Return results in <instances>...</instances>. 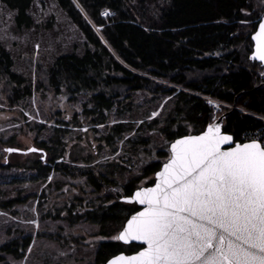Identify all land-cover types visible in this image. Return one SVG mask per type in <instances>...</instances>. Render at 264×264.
<instances>
[{
	"label": "trees",
	"instance_id": "trees-1",
	"mask_svg": "<svg viewBox=\"0 0 264 264\" xmlns=\"http://www.w3.org/2000/svg\"><path fill=\"white\" fill-rule=\"evenodd\" d=\"M53 1L81 33L83 54H62L48 65L29 60L26 71L18 72L0 39V88L9 109L34 94L67 103L83 100L84 124L91 129L102 127L105 132L99 149L109 152L108 162H96L92 155L64 160L65 144L59 137L46 147L52 155L50 160L34 162L45 178L56 172L75 182L70 185L52 179L37 196L40 202L36 211L51 197L57 202L67 194L71 196L59 203L62 208L58 212L53 210L43 218L58 219L59 211H65L69 224L84 219L94 228L90 264H105L117 254L142 249L114 239L128 217L139 210L122 199L154 184L155 173L169 156L170 143L200 134L219 118L222 132L231 135L234 143L252 139L264 143V68L250 59L251 36L264 17V0ZM34 3L0 0L1 7L13 12L14 25L21 31L35 25L30 13ZM105 10L110 15H102ZM135 93L156 102L153 109L166 101L151 120L142 113L137 117L140 124H113L116 110L120 116L131 110L130 101L121 105L120 99ZM208 100L225 106L215 113ZM77 118L74 115L70 124H80ZM27 127V135L32 134L37 146L45 147L44 142L37 141L44 125ZM9 142L13 144L0 139V171L24 170L19 162L8 163L5 149L11 148ZM118 147L125 154L116 158ZM53 151L61 153L56 156ZM59 159L63 161L56 162ZM28 170L32 171L31 166ZM127 170H139L140 174ZM24 200L18 194L0 202V209L15 214L12 208ZM15 236L0 245V261L24 259L31 236L20 230Z\"/></svg>",
	"mask_w": 264,
	"mask_h": 264
},
{
	"label": "snow or ice",
	"instance_id": "snow-or-ice-1",
	"mask_svg": "<svg viewBox=\"0 0 264 264\" xmlns=\"http://www.w3.org/2000/svg\"><path fill=\"white\" fill-rule=\"evenodd\" d=\"M251 39L264 63V19ZM233 143L215 121L172 142L154 185L124 198L143 207L114 239L144 247L107 264H264V143Z\"/></svg>",
	"mask_w": 264,
	"mask_h": 264
},
{
	"label": "rangeland",
	"instance_id": "rangeland-1",
	"mask_svg": "<svg viewBox=\"0 0 264 264\" xmlns=\"http://www.w3.org/2000/svg\"><path fill=\"white\" fill-rule=\"evenodd\" d=\"M1 6L0 39L11 53L16 71H26V66L30 64L29 60L48 65L55 57L62 54H83L85 42L81 33L69 21L55 1L35 0L30 11L35 25L32 29L23 31L16 29L13 12ZM129 101L132 104L131 110L125 111L121 116L120 112L116 110L112 117L113 124L118 122L127 124L130 121L132 124H140L142 121L137 117L142 113H147L148 120H151L159 114L166 99L159 104L157 109H153L156 102L144 94L135 93L128 99H120L121 105H125ZM83 103L85 101L80 99L74 103H67L65 100L57 101L50 96L34 94L15 109H9L0 88V139L13 142V144L9 142L8 147L15 151L5 152L8 163L19 162L24 168L21 171H0V202L14 198L18 194L25 199L21 205L12 208V212L15 214L0 209V245L12 241L16 237L17 230L23 231L25 236H31V243L24 259L18 262L11 258H5V263L90 264L92 261L94 249L90 241L94 228L89 223L81 219L76 224H69L65 211H59L60 218L58 219L43 218V215L49 214L53 210L58 212L62 208L59 203L62 201L65 203L66 198L69 199L71 196L67 194L57 202L51 197L41 210L36 211L35 209L40 202L37 196L52 179L65 180L70 185L75 184L72 179L65 178L56 172L48 174L45 178L41 176L38 168H35V161L47 162L50 160L52 155L46 150V147L52 146L51 139L59 137L62 144H65L64 160L68 156L82 160L88 155H92L96 162H108L110 159L106 149L103 147V150L99 149L102 146L100 139L105 133L102 127L91 129L92 127L84 124L81 116ZM153 113L156 115L153 116ZM74 115H77L80 124H70ZM34 124L44 125L43 129L38 132L37 141L44 142L45 147L40 148L37 146L34 136L27 135V125L33 127ZM30 148L38 150L29 151ZM58 153L61 152H55L56 156ZM124 154L121 147H118L114 157L117 158ZM63 159L56 162H61ZM125 165L128 166V164ZM30 166L32 171L28 170ZM105 168L106 166H101V170ZM130 174L139 175L140 171L133 170L130 171ZM117 181L119 180L117 179ZM33 220L36 221L35 224L30 223ZM6 228L9 229L8 232H6ZM42 236H46V239H42ZM4 261H0V264H4Z\"/></svg>",
	"mask_w": 264,
	"mask_h": 264
},
{
	"label": "water",
	"instance_id": "water-1",
	"mask_svg": "<svg viewBox=\"0 0 264 264\" xmlns=\"http://www.w3.org/2000/svg\"><path fill=\"white\" fill-rule=\"evenodd\" d=\"M262 19H264V17H263ZM259 21H260V20H259ZM259 21L257 22L256 30L258 29ZM256 30H255V31H256ZM254 33H255V32H254ZM254 33H253V34H254ZM251 37H252V36H251ZM251 42H252V45H253V47H252V52H253L254 49H255V42L252 41V39H251ZM251 55H252V54H251ZM252 61H254V62L260 64V65L264 68V63H262V62H260V61H258V60H253V59H252ZM221 121H222V118H219V119H218L217 121H215V122H216V123H219L220 126H221ZM206 129H207V127L205 128V130H206ZM205 130H204V131H205ZM201 133H202V132H201ZM201 133H200V134H201ZM200 134H197V135H200ZM193 136H196V135H193ZM181 138H182V137H181ZM178 139H180V138H178ZM176 140H177V139H176ZM174 141H175V140H174ZM174 141H173V142H174ZM170 144H171V143H170ZM170 144H169V146H168V149H169V147H170ZM229 146H234V144H232V145H226L225 147H229ZM168 152H169V151H168ZM162 166H163V165H162ZM162 166H161L160 170L162 169ZM160 170H159V171H160ZM154 183H155V182H154ZM153 185H154V184H153ZM153 185L148 186V187H152ZM135 191H136V190H135ZM135 191H134V192H135ZM134 192H133V193H134ZM133 193H132V194H133ZM122 202H124V203H128L125 199H122ZM128 204H135V205L138 207V209H139L138 211H141V210H142V207H143V206H141V205H139V204H136L135 202L128 203ZM136 212H137V211H136ZM136 212H135V213H136ZM135 213L131 214V215L128 217V219H130L131 216L134 215ZM128 219H127V220H128ZM127 220L125 221V223L123 224V226L127 223ZM123 226H122V228L120 229V231L123 230ZM120 231H119V232H120ZM119 232H118V234H119ZM118 234H117V235H118ZM118 242H119L120 244L124 245V246L138 245V246H142V247H144V245L142 244V242H139V241H129L128 243H124V242L118 240ZM140 250H142V249H140ZM140 250H139V251H140ZM139 251H137V252H139ZM137 252H136V253H137ZM136 253H132V254L120 253V254H117V255H121V254H123V255H125V256H132V255H135ZM117 255H115V256H117ZM113 257H114V256H113ZM113 257H112V258H113ZM112 258H110V259H112ZM110 259H109V260H110ZM107 262H108V261H107ZM107 262H106L105 264H107Z\"/></svg>",
	"mask_w": 264,
	"mask_h": 264
},
{
	"label": "built area",
	"instance_id": "built-area-1",
	"mask_svg": "<svg viewBox=\"0 0 264 264\" xmlns=\"http://www.w3.org/2000/svg\"><path fill=\"white\" fill-rule=\"evenodd\" d=\"M211 102V103H210ZM209 105H211V107H213L214 112L216 113L217 111H219V107L220 106H225L224 104L218 102V101H214V100H208ZM258 141V140H257Z\"/></svg>",
	"mask_w": 264,
	"mask_h": 264
}]
</instances>
